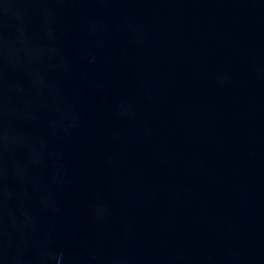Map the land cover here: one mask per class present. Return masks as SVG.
<instances>
[{"label":"water","instance_id":"obj_1","mask_svg":"<svg viewBox=\"0 0 264 264\" xmlns=\"http://www.w3.org/2000/svg\"><path fill=\"white\" fill-rule=\"evenodd\" d=\"M0 264H264V0H0Z\"/></svg>","mask_w":264,"mask_h":264}]
</instances>
